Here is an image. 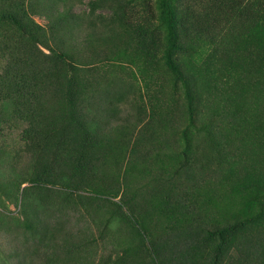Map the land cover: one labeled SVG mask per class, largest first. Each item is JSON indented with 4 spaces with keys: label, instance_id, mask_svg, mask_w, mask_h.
I'll return each instance as SVG.
<instances>
[{
    "label": "trees",
    "instance_id": "obj_1",
    "mask_svg": "<svg viewBox=\"0 0 264 264\" xmlns=\"http://www.w3.org/2000/svg\"><path fill=\"white\" fill-rule=\"evenodd\" d=\"M136 1L0 0L9 255L264 264V0H153L155 31L128 19Z\"/></svg>",
    "mask_w": 264,
    "mask_h": 264
},
{
    "label": "rangeland",
    "instance_id": "obj_2",
    "mask_svg": "<svg viewBox=\"0 0 264 264\" xmlns=\"http://www.w3.org/2000/svg\"><path fill=\"white\" fill-rule=\"evenodd\" d=\"M28 0H26L27 2ZM181 0H179L177 2V8L180 11L181 9H185V1L184 2H180ZM74 11L79 13V14H84L88 12V7L84 4V3H77L74 7ZM127 15H128V19L135 24H139L142 27H149L150 31H155L156 26H158V17H157V9L155 6V3L153 0H137L136 2H134L133 4V8H129L127 10ZM181 15H183L181 13ZM36 20L38 22H40L42 25L44 26H48V22L45 18L42 17H35ZM138 26V25H137ZM82 32H80L81 34ZM149 37V40L151 42V46H152V51L153 53L155 52V55H157L158 53V57L161 58L162 57V33L160 35L159 38H152ZM47 51V50H46ZM175 58L177 59V61H179V64L181 65V67L183 68V70L185 71V64H184V58L185 56H183L182 54H176ZM132 98V97H130ZM123 115H127L129 114L132 117H136L135 119L138 120L139 115L141 117H143V121L144 123H146L147 121H149L151 115L149 113H143L142 115L139 114L138 110L129 102V101H125L123 104ZM138 132V130H137ZM181 136V135H179ZM9 139V136L7 137V140ZM11 146H17L16 145V139L15 136H13V139H11ZM23 161V157L19 159V164H22ZM8 211L16 216H21V205L20 203H16V202H9L8 205ZM8 235L6 233H1L0 234V264H21L24 260V257H20V256H15L14 254L12 256H10L9 254L13 252L12 247L13 244L11 245V243L9 242L8 239H6L5 237H7ZM22 241V239H21ZM100 252H101V248H100ZM106 252L108 254H110V250L107 249Z\"/></svg>",
    "mask_w": 264,
    "mask_h": 264
}]
</instances>
